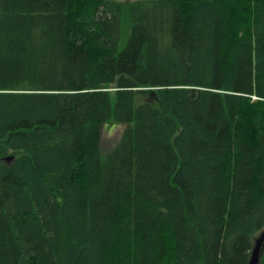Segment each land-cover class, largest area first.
Here are the masks:
<instances>
[{
  "label": "trees",
  "instance_id": "1",
  "mask_svg": "<svg viewBox=\"0 0 264 264\" xmlns=\"http://www.w3.org/2000/svg\"><path fill=\"white\" fill-rule=\"evenodd\" d=\"M263 232L264 0H0V264H250Z\"/></svg>",
  "mask_w": 264,
  "mask_h": 264
},
{
  "label": "rangeland",
  "instance_id": "2",
  "mask_svg": "<svg viewBox=\"0 0 264 264\" xmlns=\"http://www.w3.org/2000/svg\"><path fill=\"white\" fill-rule=\"evenodd\" d=\"M122 1H142V0H122ZM124 125H105L102 132L101 147L103 152H108L116 144L120 134L124 130Z\"/></svg>",
  "mask_w": 264,
  "mask_h": 264
},
{
  "label": "water",
  "instance_id": "3",
  "mask_svg": "<svg viewBox=\"0 0 264 264\" xmlns=\"http://www.w3.org/2000/svg\"><path fill=\"white\" fill-rule=\"evenodd\" d=\"M264 242V232L261 234L260 238L258 239L257 245L254 248L253 251V257L250 264H257L259 259V252L262 246V243Z\"/></svg>",
  "mask_w": 264,
  "mask_h": 264
}]
</instances>
